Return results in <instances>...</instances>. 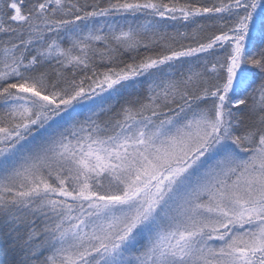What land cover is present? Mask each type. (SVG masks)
<instances>
[{
  "label": "snow or ice",
  "instance_id": "6c2138e0",
  "mask_svg": "<svg viewBox=\"0 0 264 264\" xmlns=\"http://www.w3.org/2000/svg\"><path fill=\"white\" fill-rule=\"evenodd\" d=\"M0 264H264V0H0Z\"/></svg>",
  "mask_w": 264,
  "mask_h": 264
}]
</instances>
